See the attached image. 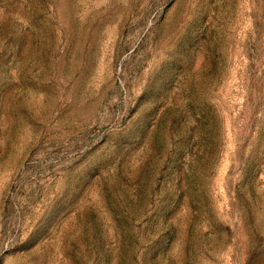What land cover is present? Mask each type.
<instances>
[{
    "label": "rangeland",
    "instance_id": "1",
    "mask_svg": "<svg viewBox=\"0 0 264 264\" xmlns=\"http://www.w3.org/2000/svg\"><path fill=\"white\" fill-rule=\"evenodd\" d=\"M0 264H264V0H0Z\"/></svg>",
    "mask_w": 264,
    "mask_h": 264
}]
</instances>
